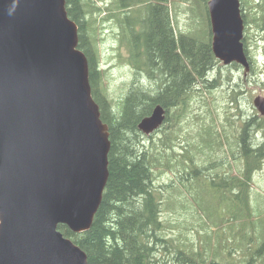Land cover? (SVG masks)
Segmentation results:
<instances>
[{
    "label": "trees",
    "instance_id": "obj_1",
    "mask_svg": "<svg viewBox=\"0 0 264 264\" xmlns=\"http://www.w3.org/2000/svg\"><path fill=\"white\" fill-rule=\"evenodd\" d=\"M208 1L66 0L68 14L79 26V48L88 57L92 93L102 120L109 126L111 141L109 178L92 226L82 232H74L64 224L58 226L64 236L86 252L90 264H167V259L157 257L160 246L172 240L164 234L163 197L155 185L159 158L145 145L143 140L148 136L138 127L157 104L167 110L170 128L179 125L194 109H201L194 112L199 131L197 141L193 140L196 142L192 145L188 142L192 152L185 155L183 173L197 171L202 165L206 166L204 173L211 171L210 163L205 165L203 158L211 164L218 155L229 158L227 166L217 161L220 166L211 176L218 179V204L223 208L227 203V214L224 211L218 215L212 210L206 213L208 222L203 220L201 225L208 237L210 230L221 232V248L225 247L227 254L224 257L221 249L214 254L211 245L205 246V252L199 251L194 241H189L190 248L178 243L173 246L174 264H264V233L255 224L258 214L251 202L254 175L264 164V116L253 106L251 116L234 126L235 116L241 113L239 96L248 91V76L240 75L233 83L228 73L229 89L224 91L231 105L223 109V117L205 97L221 88L225 65L212 49ZM241 8L249 52L250 26H255L264 43V0H241ZM184 11L189 17L185 28L179 24V15ZM112 21L120 28L114 34L120 46L128 49L127 59L135 73L120 108L102 86L106 68L98 51L104 29L112 28L104 26ZM250 60L251 73H257V61L251 56ZM229 65L238 71L242 68L236 62ZM214 71L216 76L210 79ZM140 75L151 86L139 83ZM195 93H199L203 108L193 105ZM195 153L201 156L199 163L194 161ZM239 247L246 249L247 256L233 259L231 253Z\"/></svg>",
    "mask_w": 264,
    "mask_h": 264
},
{
    "label": "water",
    "instance_id": "obj_2",
    "mask_svg": "<svg viewBox=\"0 0 264 264\" xmlns=\"http://www.w3.org/2000/svg\"><path fill=\"white\" fill-rule=\"evenodd\" d=\"M0 0V264H90L64 236L88 230L109 178V126L66 0ZM212 49L223 64L251 61L241 0H209ZM264 116V95L253 99ZM160 104L138 124L161 128Z\"/></svg>",
    "mask_w": 264,
    "mask_h": 264
},
{
    "label": "rangeland",
    "instance_id": "obj_3",
    "mask_svg": "<svg viewBox=\"0 0 264 264\" xmlns=\"http://www.w3.org/2000/svg\"><path fill=\"white\" fill-rule=\"evenodd\" d=\"M188 22L189 17L184 11L179 15V24L185 28ZM107 26H111L112 28H107ZM104 27L107 29H104V33L101 35L102 38L98 41V51L102 58V66L106 68L102 86L106 88V91L109 97L114 101L115 106L120 108V101L126 95L129 86L131 85V81L135 77V73L132 64H130L127 59L129 56L128 49L126 46H120L117 36L114 34V32H118L120 28L114 26L113 21L109 22ZM249 31L251 36V40L248 43L249 52L247 51L245 41L244 45L248 56H251L257 61L255 64L257 67V73L252 74L250 71L247 75H244L243 68H240L238 71L235 68L230 67V65L225 66L222 64L224 67H222L223 84L221 88L214 90L212 94H205L206 99H208L210 103H213L215 108H219L221 116L223 117V109L227 107V105H231L227 102V92L225 93L224 91L229 89L227 84L228 73L232 74L231 78L234 80L233 83L238 81L240 75L249 77L248 91H245L239 96L238 101L241 113L235 116L237 122L234 123V126L238 125L242 119L251 116L253 113L254 97L257 95H264V84L262 82L264 81V43L260 40L261 35L254 25L250 26ZM215 71L209 75L210 79L216 76ZM143 77L144 75L138 77L139 83L142 82L143 84H149L151 86L149 83L150 81H144L142 79ZM193 105L201 106V97L199 93L194 94ZM201 108H203V106H201ZM198 111H201V109H194V112ZM232 111L235 112L236 109H233ZM255 111L258 112L257 109ZM194 112L189 113V116L186 119L182 120L179 125H174L172 128L168 125L169 122L165 120L161 129L154 131L150 135H146L148 137L143 140L148 149L153 150L159 158L158 168L155 169V185L157 190L162 192L163 197V211L161 216L165 224L164 234L166 238L172 240H170L169 243L160 246L157 257L159 259H167V264H174L175 262L173 257L176 254V249H174L173 246L178 243L181 246H183V243L188 246L189 241H194L193 246L198 248L199 251L205 252V246L209 248L211 245L214 254L215 252L218 253L220 249L222 250L224 257L225 254H227L225 247H223V249L221 248V232L215 230V232L212 233L210 230L209 233L211 236L208 237L209 235L206 236L201 225L203 220L208 222L206 213L210 214V211L213 210L221 215V213L227 209L226 202H224L225 204H223V208L218 204L220 195L219 190L216 189L218 179L211 176L215 175V170L218 169V166L222 164L227 166L229 158H225L224 155L223 158H221V155H218L217 159H213L212 164L203 158L205 165L208 166L210 163L212 167L210 168L211 171H205L204 173L203 170L206 169V166L202 165L203 167L200 166L198 168H201V171L196 169L197 171L189 172L188 174L183 173L182 164L184 163L183 161H185V155L192 152L188 142H191V145L195 143L197 141L196 135L199 131V126L194 123V121H196ZM168 128L170 129L168 130ZM196 152L198 151L196 150ZM200 160L201 156L198 153H195L194 161L199 163ZM220 160L222 161L219 165L217 164V161ZM187 162L189 163L190 161L188 160ZM181 176L183 178H181ZM252 184V188L255 190V195H253L254 197L252 196L251 202L256 208L258 214L255 224L258 225L259 232L263 234L264 164L262 168L255 173ZM199 207H201L202 210ZM198 212L200 214H198ZM226 212L227 211H225L224 214H227ZM213 229H215L214 226ZM226 231L228 232V229H226ZM217 233H219L220 236H218ZM237 241H235V243ZM206 242H210V244L206 245ZM190 247L191 246L189 245L187 248ZM246 254V249L243 250V248L241 249L239 247L231 253V257L239 260L240 258H245L247 256ZM255 257L258 258L259 255L256 254Z\"/></svg>",
    "mask_w": 264,
    "mask_h": 264
},
{
    "label": "clouds",
    "instance_id": "obj_4",
    "mask_svg": "<svg viewBox=\"0 0 264 264\" xmlns=\"http://www.w3.org/2000/svg\"><path fill=\"white\" fill-rule=\"evenodd\" d=\"M17 5H18V0H12L10 6L7 8L8 15L14 14V12L17 8Z\"/></svg>",
    "mask_w": 264,
    "mask_h": 264
},
{
    "label": "bare ground",
    "instance_id": "obj_5",
    "mask_svg": "<svg viewBox=\"0 0 264 264\" xmlns=\"http://www.w3.org/2000/svg\"><path fill=\"white\" fill-rule=\"evenodd\" d=\"M158 105V104H157ZM161 105V104H160ZM154 108V107H153ZM153 110V109H152Z\"/></svg>",
    "mask_w": 264,
    "mask_h": 264
}]
</instances>
